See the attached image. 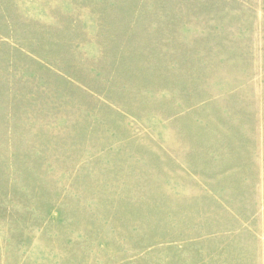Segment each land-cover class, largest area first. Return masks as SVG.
<instances>
[{
  "label": "rangeland",
  "instance_id": "rangeland-1",
  "mask_svg": "<svg viewBox=\"0 0 264 264\" xmlns=\"http://www.w3.org/2000/svg\"><path fill=\"white\" fill-rule=\"evenodd\" d=\"M0 264H264V0H0Z\"/></svg>",
  "mask_w": 264,
  "mask_h": 264
}]
</instances>
